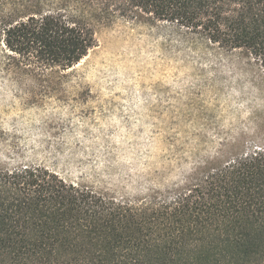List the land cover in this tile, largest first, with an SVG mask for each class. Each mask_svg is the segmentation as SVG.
I'll use <instances>...</instances> for the list:
<instances>
[{
    "label": "trees",
    "instance_id": "1",
    "mask_svg": "<svg viewBox=\"0 0 264 264\" xmlns=\"http://www.w3.org/2000/svg\"><path fill=\"white\" fill-rule=\"evenodd\" d=\"M117 14L243 50L264 74V0H0V62L34 78L68 69ZM0 264H264V144L131 200L40 164L0 168Z\"/></svg>",
    "mask_w": 264,
    "mask_h": 264
},
{
    "label": "rangeland",
    "instance_id": "2",
    "mask_svg": "<svg viewBox=\"0 0 264 264\" xmlns=\"http://www.w3.org/2000/svg\"><path fill=\"white\" fill-rule=\"evenodd\" d=\"M95 38L78 63L43 78L0 62V168L40 164L131 200L264 144V74L245 51L118 14Z\"/></svg>",
    "mask_w": 264,
    "mask_h": 264
}]
</instances>
